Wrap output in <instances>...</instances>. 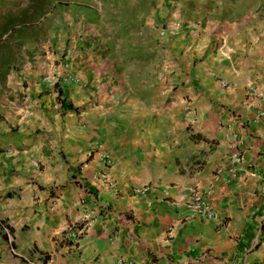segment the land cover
Wrapping results in <instances>:
<instances>
[{
  "label": "crops",
  "instance_id": "0c3cea01",
  "mask_svg": "<svg viewBox=\"0 0 264 264\" xmlns=\"http://www.w3.org/2000/svg\"><path fill=\"white\" fill-rule=\"evenodd\" d=\"M169 4L159 107L100 105L98 89L105 99L113 88L83 60L49 62L46 80L27 63L25 87L0 95V264H264L263 1ZM92 142L109 167L87 157ZM98 171L117 192L92 179ZM193 188L209 191L216 219L182 221L171 202ZM86 219L77 243L65 238Z\"/></svg>",
  "mask_w": 264,
  "mask_h": 264
},
{
  "label": "rangeland",
  "instance_id": "374dc122",
  "mask_svg": "<svg viewBox=\"0 0 264 264\" xmlns=\"http://www.w3.org/2000/svg\"><path fill=\"white\" fill-rule=\"evenodd\" d=\"M169 8V0H0V95L25 87L27 63L45 77L49 62L83 60L102 78L97 86L106 78L113 88L105 99L98 89L100 105L159 107Z\"/></svg>",
  "mask_w": 264,
  "mask_h": 264
},
{
  "label": "built area",
  "instance_id": "2783aa9c",
  "mask_svg": "<svg viewBox=\"0 0 264 264\" xmlns=\"http://www.w3.org/2000/svg\"><path fill=\"white\" fill-rule=\"evenodd\" d=\"M68 78L73 81L77 82L79 79L76 77V75L72 74L68 76ZM47 78L44 77V80ZM220 85L225 86L224 83L220 82ZM23 101V112H28L29 107L27 104L26 97H22ZM183 111L190 117L194 116V108L190 103H185L183 106ZM262 115V114H261ZM87 157H90L91 155L95 156L98 160V162L101 164L102 168L109 167L111 165V160L108 155V153L103 149L101 144L97 142H92L88 145L87 150ZM241 162V154L237 151H234L230 155V163L234 166L231 170H229L230 177L232 179H235L237 174L240 173V170L235 169L239 163ZM92 179L100 180L109 190L116 191L118 190L115 182L107 176L104 171H98L93 173ZM150 191L149 186H143L139 188H133L131 189V192L134 195H144L147 194ZM209 191H200L198 189H190L185 197L181 199L180 201H172L171 204L173 206L182 205L185 207V213L182 214L181 219L182 221H189V220H199L202 222H208L213 221L216 219V213L212 206L209 203L208 200ZM55 204L52 200L50 205L48 206V211H52ZM99 213L102 215H105L106 210L99 209ZM89 220H83L82 222L74 225L66 226V236L65 238L71 240L73 243H77V241L81 238L84 231L88 227ZM54 264V263H50Z\"/></svg>",
  "mask_w": 264,
  "mask_h": 264
},
{
  "label": "trees",
  "instance_id": "16d2710c",
  "mask_svg": "<svg viewBox=\"0 0 264 264\" xmlns=\"http://www.w3.org/2000/svg\"><path fill=\"white\" fill-rule=\"evenodd\" d=\"M54 89L59 93V90L55 87V85H54ZM60 105H61V107L63 108V107H65L66 109H69V110H72V111H76L77 110V108H74V107H72L70 104H63V102L62 101H60ZM195 138V137H194ZM198 139L199 140H202L201 138H199L198 137ZM11 195L9 194V193H5L2 197L3 198H9ZM68 243V242H67Z\"/></svg>",
  "mask_w": 264,
  "mask_h": 264
},
{
  "label": "clouds",
  "instance_id": "9594fccd",
  "mask_svg": "<svg viewBox=\"0 0 264 264\" xmlns=\"http://www.w3.org/2000/svg\"><path fill=\"white\" fill-rule=\"evenodd\" d=\"M25 97V96H24Z\"/></svg>",
  "mask_w": 264,
  "mask_h": 264
}]
</instances>
